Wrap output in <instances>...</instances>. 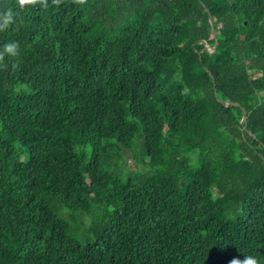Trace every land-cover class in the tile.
<instances>
[{"label": "trees", "instance_id": "16d2710c", "mask_svg": "<svg viewBox=\"0 0 264 264\" xmlns=\"http://www.w3.org/2000/svg\"><path fill=\"white\" fill-rule=\"evenodd\" d=\"M6 12L0 264H264V0Z\"/></svg>", "mask_w": 264, "mask_h": 264}, {"label": "clouds", "instance_id": "9594fccd", "mask_svg": "<svg viewBox=\"0 0 264 264\" xmlns=\"http://www.w3.org/2000/svg\"><path fill=\"white\" fill-rule=\"evenodd\" d=\"M76 3L83 4L85 0H75ZM17 3L23 8L25 5H35L37 0H17ZM53 4H56V0H53ZM4 20V25L0 26V30H3L11 21L12 15L11 12H6L2 16H0ZM17 45L15 43L6 44L4 47L5 52L12 53V55L16 54ZM3 57L0 56V60ZM233 264H257V261L253 257H248L244 261H233Z\"/></svg>", "mask_w": 264, "mask_h": 264}, {"label": "water", "instance_id": "95a60500", "mask_svg": "<svg viewBox=\"0 0 264 264\" xmlns=\"http://www.w3.org/2000/svg\"><path fill=\"white\" fill-rule=\"evenodd\" d=\"M209 20H210V24H211V27H212V33H213V35H214V37H215V41H216L215 47H214L211 51H210V49H209V51H210L211 53H213V52L216 50V48H217V45H218V38H217V35H216V29H215V26H214L213 16L210 14V12H209ZM206 48H210L209 45H207ZM215 94H216V95L218 94L217 91H215ZM219 101H220L221 103H223L225 106L236 105V106L241 107V105L238 104V103H229V102H226V101H223V100H220V99H219ZM241 108H242V107H241ZM242 110H243V119H242V121H241V125L244 126L245 123H246V121H247V112H246V110H245L244 108H242ZM247 132L250 133V134H252L249 130H247Z\"/></svg>", "mask_w": 264, "mask_h": 264}, {"label": "rangeland", "instance_id": "374dc122", "mask_svg": "<svg viewBox=\"0 0 264 264\" xmlns=\"http://www.w3.org/2000/svg\"><path fill=\"white\" fill-rule=\"evenodd\" d=\"M126 158H128V166H129L128 170L129 168L136 169L137 164L135 160L133 158H130V156H127V155H126Z\"/></svg>", "mask_w": 264, "mask_h": 264}]
</instances>
